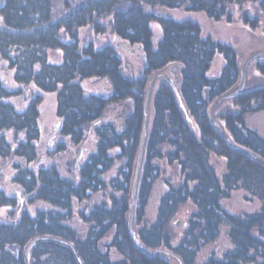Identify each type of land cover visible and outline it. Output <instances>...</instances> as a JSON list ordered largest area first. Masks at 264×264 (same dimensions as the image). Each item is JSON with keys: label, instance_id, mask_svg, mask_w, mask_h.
I'll list each match as a JSON object with an SVG mask.
<instances>
[{"label": "trees", "instance_id": "1", "mask_svg": "<svg viewBox=\"0 0 264 264\" xmlns=\"http://www.w3.org/2000/svg\"><path fill=\"white\" fill-rule=\"evenodd\" d=\"M78 1L0 0V62L12 71L13 83L55 94L60 138L45 157L65 153L68 146L85 148L81 166L75 170L72 156L65 176L55 163L36 168L42 98L0 79V161L7 167L20 158L11 165L10 182L25 199L20 206L18 196L8 193L0 171V208L8 210L0 220V264H264V136L247 122L264 111V80L252 81L251 88L213 110L215 121L243 150L234 148L212 125L209 108L239 82L237 49L205 34L193 20L156 13V8L201 12L228 23L239 18L241 26L256 30L258 20L249 14L256 8L264 12V0H88L56 20ZM152 22L161 31L155 44ZM82 28L95 38L109 34L111 41H84ZM114 37L134 51L117 47ZM120 49L139 56L137 74ZM216 59L220 63L212 72ZM174 64L183 108L161 79L150 102L133 217L142 248L130 235L128 214L144 99L151 77ZM253 66L264 76V60ZM19 97L26 101L22 108L14 103ZM119 106V114L110 116ZM89 141L93 147L86 150ZM172 169L177 183L167 175ZM158 180L165 190L149 221L148 202ZM235 191L257 200L258 209L228 211L223 201ZM34 202L44 207L30 213L25 206ZM181 213L185 220L178 228ZM222 230L229 246L216 250ZM36 237L44 239L35 241L27 258ZM157 249L175 257L154 253Z\"/></svg>", "mask_w": 264, "mask_h": 264}, {"label": "rangeland", "instance_id": "2", "mask_svg": "<svg viewBox=\"0 0 264 264\" xmlns=\"http://www.w3.org/2000/svg\"><path fill=\"white\" fill-rule=\"evenodd\" d=\"M71 1V0H70ZM73 1V0H72ZM156 13L158 15L169 16L175 19L183 20V19H190L197 22L203 29L205 34H209L213 37L221 39L223 42L233 46L237 49L238 54L241 58V64L244 60L252 53L258 50H264V12L260 8H256L253 13L249 14L251 17H256L258 26L256 30H250L245 26H241L239 22V18L235 19L233 22L228 23L226 21H214L210 18H207L201 12H186L179 9H167V8H156ZM234 15V14H233ZM239 17V16H238ZM152 32H153V43L155 44L157 40L161 36V31L157 22H152L151 24ZM80 38L84 41H88L90 39H94L95 37L93 34L89 33L86 28H82L79 30ZM96 45H100L101 43L105 42L106 40L111 41V37L109 34H106L105 37L95 38ZM120 53L124 58L129 60L131 71L134 74H137L139 68L141 66L139 56H135L134 54L128 55L126 51L120 49ZM220 61L216 59L213 63L212 72H216L218 69ZM168 71V70H167ZM257 75V77H256ZM12 71L5 67V63L3 61L0 62V79L7 82L11 88L17 89L20 88L23 91V94L26 92L27 96H33L39 94L42 98V101L39 105V122L41 127V140H40V147H43L45 141L50 136V131L52 129V124L57 120L55 115V94L54 93H45L41 92L36 89L32 84L27 87H23L21 85L15 84L11 80ZM264 80V76L259 75L256 73L254 69L253 62L252 65L249 66L247 71V84L258 83ZM89 85L98 86L100 83L96 81H86ZM252 83V84H253ZM255 85V84H254ZM14 103L22 108L26 101L19 97L14 99ZM121 108L120 106L117 107L115 110L111 111V115H118ZM247 122L250 127L256 129L259 133L264 136V111L256 112L252 115L247 117ZM60 137L57 135L56 140ZM55 140V142H56ZM64 140V139H63ZM66 140H64L65 142ZM67 142V141H66ZM55 144V143H54ZM93 147L92 142H88L86 145V150L91 149ZM77 150L70 149L68 146L65 153L56 154L51 158L45 157L46 163H55L59 166L60 172L63 176L67 175L66 173V163L71 159L72 156L75 157ZM20 164V158L14 157L9 162L8 166L6 167L3 164V161H0V168L2 176H4L5 180L4 184L8 193L19 196L18 198H22L24 194L14 186L12 182H10V174L12 173V164ZM167 175L170 176V180L172 183H177L179 181V177L177 175V170L172 169L171 171H167ZM165 190V186L162 180H158L153 187L149 204L147 208V219L151 221L155 214L156 204L159 196ZM25 200V199H24ZM24 202V201H23ZM223 206L230 212L238 213L241 211L251 212L257 210L259 207V203L257 200L247 196L242 191H235L231 194V196L223 201ZM44 207V205L40 202H34L32 204H27L25 208L30 212L33 213L35 209H39ZM7 209L0 208V220L6 219L7 217ZM184 214L181 213L177 216L178 225L177 227H181V224L185 220ZM229 246L228 238L225 234V231L222 230L221 236L216 244L217 248L225 249ZM212 247L209 245L204 249V252L200 255V259H203L206 255L209 254ZM173 264H177L175 260H173Z\"/></svg>", "mask_w": 264, "mask_h": 264}, {"label": "water", "instance_id": "3", "mask_svg": "<svg viewBox=\"0 0 264 264\" xmlns=\"http://www.w3.org/2000/svg\"><path fill=\"white\" fill-rule=\"evenodd\" d=\"M85 1H88V0L78 1L76 4H74L69 9H67L63 14L59 15L56 18V20H59L65 14L70 12L72 9H74L78 5L83 4ZM114 41H115V45L117 47H121L124 50H127L129 52L134 51V48H129V45L127 42L121 41L117 37H114ZM138 48H139V46L137 47V49ZM255 60H264V50H258V51L252 52L244 60V62L241 65V73H240L239 82L232 89H230L229 91L222 94L219 98H217L211 104V106L209 108V118H210L212 125L219 132H221V134L224 136V138L226 139L228 144H230L232 147L238 148V149H242V148L237 146L236 144H234L230 140V138L227 136L225 131L222 129V127L215 121L214 116H213V110L223 100L230 98V97H233V96H235V95H237V94H239V93H241V92H243V91H245V90H247L253 86L252 84H247V71H248L249 66ZM177 71H178V65L174 64L171 67H169L168 71H160V72L155 73L149 81L147 91H146V95H145V99H144V106H143L144 118H143V125H142L139 151H138L136 166H135V173H134V178H133V183H132L131 198L129 201V214H128V229H129L130 235L133 238L135 244L139 247H142V245L140 244L138 238L136 237L135 230H134V223H133V221H134V218H133L134 217V203H135V198H136V193H137V188H138V182H139V178H140V171H141L143 158H144L148 128H149V110H150L151 97H152L153 89L155 87L156 82L160 79L164 80L172 86V88L176 94V97L179 101V104L183 108V105H182V102L180 99V95H179V92L177 90V84L180 80V77L178 76ZM59 127H60V121L59 120H56L55 122H53L52 129L50 131V136L45 141V143H44V145H43V147H42V149H41V151H40V153L36 159V162H35L36 168L45 167V150L51 149L52 146L54 145L55 138H56V135L58 133ZM84 151H85V148L83 146L79 147L77 154H76V157H75V161H74L75 170H77L82 164V159L84 157ZM0 171H1V168H0ZM18 196H19V193H18ZM19 201H20V206H22L23 201H24V197L20 198ZM40 239H44V238L43 237H36L33 240H31V242L28 244L27 249H26L27 258H29L30 249L34 245L35 241L40 240ZM157 252L165 253L170 257H175V255L173 253H170L166 250H160V249L154 250V253H157ZM179 264H181V263H179Z\"/></svg>", "mask_w": 264, "mask_h": 264}]
</instances>
